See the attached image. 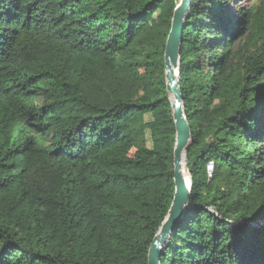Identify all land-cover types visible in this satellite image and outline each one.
I'll list each match as a JSON object with an SVG mask.
<instances>
[{
  "label": "trees",
  "instance_id": "trees-1",
  "mask_svg": "<svg viewBox=\"0 0 264 264\" xmlns=\"http://www.w3.org/2000/svg\"><path fill=\"white\" fill-rule=\"evenodd\" d=\"M235 1L183 22L191 189L160 264H264V0ZM178 2L0 0V264H147L174 193Z\"/></svg>",
  "mask_w": 264,
  "mask_h": 264
},
{
  "label": "water",
  "instance_id": "water-1",
  "mask_svg": "<svg viewBox=\"0 0 264 264\" xmlns=\"http://www.w3.org/2000/svg\"><path fill=\"white\" fill-rule=\"evenodd\" d=\"M191 0H179L171 19V27L168 33L163 54L165 89L169 95L172 111V120L175 127V145L172 153L174 193L169 210L148 249L147 264H160L163 256L164 245L174 232L176 224L188 209L190 195V177L184 176L182 168V152L187 151L190 142V130L183 113L182 96L179 81V52L184 30V20L189 11ZM264 223L252 225L258 228Z\"/></svg>",
  "mask_w": 264,
  "mask_h": 264
},
{
  "label": "rangeland",
  "instance_id": "rangeland-1",
  "mask_svg": "<svg viewBox=\"0 0 264 264\" xmlns=\"http://www.w3.org/2000/svg\"><path fill=\"white\" fill-rule=\"evenodd\" d=\"M238 0H236L232 5H231V10H238L239 7L244 6V7H249L252 2H250L249 0H241V2L236 3ZM109 89L107 87L103 88L102 90H100L97 94H96V100L99 103L104 104L105 103V97L108 94ZM211 165H209L208 167V171L211 172Z\"/></svg>",
  "mask_w": 264,
  "mask_h": 264
},
{
  "label": "bare ground",
  "instance_id": "bare-ground-1",
  "mask_svg": "<svg viewBox=\"0 0 264 264\" xmlns=\"http://www.w3.org/2000/svg\"><path fill=\"white\" fill-rule=\"evenodd\" d=\"M184 151L182 152V168H183V172H184V176L185 177H187L188 175H187V173L185 172V170H184V162H183V159H184Z\"/></svg>",
  "mask_w": 264,
  "mask_h": 264
}]
</instances>
